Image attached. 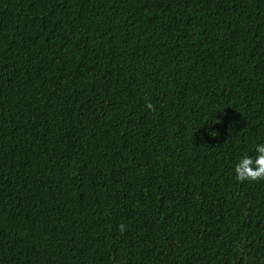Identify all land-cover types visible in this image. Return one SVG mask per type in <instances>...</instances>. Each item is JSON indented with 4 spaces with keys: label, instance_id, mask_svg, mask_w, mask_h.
Here are the masks:
<instances>
[{
    "label": "trees",
    "instance_id": "trees-1",
    "mask_svg": "<svg viewBox=\"0 0 264 264\" xmlns=\"http://www.w3.org/2000/svg\"><path fill=\"white\" fill-rule=\"evenodd\" d=\"M262 142L264 0H0V264H264Z\"/></svg>",
    "mask_w": 264,
    "mask_h": 264
},
{
    "label": "clouds",
    "instance_id": "clouds-1",
    "mask_svg": "<svg viewBox=\"0 0 264 264\" xmlns=\"http://www.w3.org/2000/svg\"><path fill=\"white\" fill-rule=\"evenodd\" d=\"M206 135L213 133L211 125L205 130ZM255 157L243 154L234 164V174L238 181L264 180V142L255 145Z\"/></svg>",
    "mask_w": 264,
    "mask_h": 264
}]
</instances>
